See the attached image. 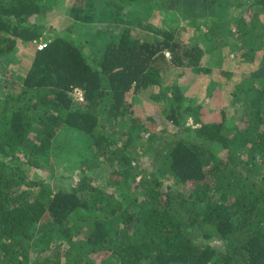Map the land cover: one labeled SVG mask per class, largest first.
<instances>
[{
    "label": "trees",
    "instance_id": "1",
    "mask_svg": "<svg viewBox=\"0 0 264 264\" xmlns=\"http://www.w3.org/2000/svg\"><path fill=\"white\" fill-rule=\"evenodd\" d=\"M66 1L72 23L49 26ZM263 16L264 0H0V264H264ZM227 49L248 72L240 120L171 78L228 74ZM155 86L161 110L137 113L129 95Z\"/></svg>",
    "mask_w": 264,
    "mask_h": 264
},
{
    "label": "rangeland",
    "instance_id": "2",
    "mask_svg": "<svg viewBox=\"0 0 264 264\" xmlns=\"http://www.w3.org/2000/svg\"><path fill=\"white\" fill-rule=\"evenodd\" d=\"M69 4L70 2L66 1L62 6L49 13V26L53 25V27H61V24H63V22H66L65 20H67L69 24L72 23V20L69 21V18H66L67 15L65 12V5ZM162 15L163 12L155 11L153 16L150 17L149 20L151 22L159 24ZM200 21L203 25L206 22L202 19H200ZM182 25L186 26L182 39L184 40V42H187L189 37L193 34L195 25L190 22V19L182 21ZM52 36L53 35L51 34L50 37ZM35 41L28 44H24L22 42L18 43L19 46L14 53V57L16 60L9 67L15 73L24 72L25 70H27L29 64L33 60L36 45H38V42ZM226 52L228 55L235 58L232 62L228 63V69H230L228 74L226 73L224 67L215 65L210 72L201 73L198 75H193L192 72H187L185 75H181L182 70L180 68H175L171 71V78H178V81L182 84L188 83L190 85V87L188 88V93L197 96L200 101L205 99L204 106H206L205 109L209 110V112L207 113H210V115H215L218 111H220V109L227 108L229 115H234L238 120H240V116L242 114V104L238 107H230L228 105L231 101L233 102L232 92L235 89L236 84L240 83L246 77V73H248L247 67L245 64L238 63L236 61L238 56L236 57L234 53H228V49ZM260 59L261 58H259L258 61H260ZM258 61H256V63L254 62L252 66L253 68L258 65ZM253 68L251 70H253ZM158 91L159 88L155 86L137 95H133V93H131L128 99L134 101V108L137 110V113L143 112V114L147 115L150 114V112L153 113L154 110H156V112L161 110L160 107H162L161 104L163 103L157 104L151 96L153 92ZM28 172L29 177L33 179H43L45 177H48V171L46 170L44 171L41 169L32 168ZM69 173L70 171H66V174ZM110 176L115 177L113 173H110L109 177ZM107 179V176L104 177V181L102 182L104 185L108 183ZM98 181H100V178ZM93 257L100 260L103 257V253L95 254L93 255Z\"/></svg>",
    "mask_w": 264,
    "mask_h": 264
},
{
    "label": "built area",
    "instance_id": "3",
    "mask_svg": "<svg viewBox=\"0 0 264 264\" xmlns=\"http://www.w3.org/2000/svg\"><path fill=\"white\" fill-rule=\"evenodd\" d=\"M35 42H38L39 49L46 46V42L43 41H35ZM75 95L78 99L83 100V92L79 88L76 89Z\"/></svg>",
    "mask_w": 264,
    "mask_h": 264
},
{
    "label": "clouds",
    "instance_id": "4",
    "mask_svg": "<svg viewBox=\"0 0 264 264\" xmlns=\"http://www.w3.org/2000/svg\"><path fill=\"white\" fill-rule=\"evenodd\" d=\"M38 46V45H37ZM167 54H169V53H167Z\"/></svg>",
    "mask_w": 264,
    "mask_h": 264
}]
</instances>
